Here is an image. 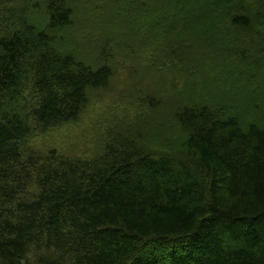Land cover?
I'll list each match as a JSON object with an SVG mask.
<instances>
[{
  "label": "trees",
  "instance_id": "obj_1",
  "mask_svg": "<svg viewBox=\"0 0 264 264\" xmlns=\"http://www.w3.org/2000/svg\"><path fill=\"white\" fill-rule=\"evenodd\" d=\"M68 1L0 0V264H264V125L259 110L226 115L233 82L214 66L218 51L233 52L219 47L234 42L220 24L246 30L249 17L233 0H198L211 13L202 25L190 0ZM75 12L89 54L54 36L74 29ZM152 44L172 66L146 63ZM177 94L185 162L150 152L132 127L95 156L30 148L106 96L138 115Z\"/></svg>",
  "mask_w": 264,
  "mask_h": 264
},
{
  "label": "rangeland",
  "instance_id": "obj_2",
  "mask_svg": "<svg viewBox=\"0 0 264 264\" xmlns=\"http://www.w3.org/2000/svg\"><path fill=\"white\" fill-rule=\"evenodd\" d=\"M69 2L74 8H80L78 2H71V0H69L68 3ZM233 2L237 8L240 7V15L245 14L249 17L250 27L243 30L238 27H232L230 22L220 24L223 25L222 27L220 26L223 37H232L233 35L234 38L233 43H225V41H223V45H219L221 48H223V46H230L229 48L233 51L232 54L226 55L222 54L221 51H218L215 57L216 62L214 63L215 67H220L221 64L222 72L226 70L225 72H228L227 76L230 77L233 82V85H225V91L229 90L230 93V97L227 96L228 99L225 102L227 105L224 104V106H227L225 113L228 116L242 117L244 114L251 116L255 111L259 110L258 115L264 125V110L263 108L261 109V106L263 105L261 100L264 99V58H260V56L264 55V0H235ZM186 3L187 5L193 3L198 9L196 10V13L200 11L198 24L202 25L208 19V16L211 17L210 11L202 9L201 7L203 4L201 3L200 5L198 0H190ZM170 7L171 5H168L167 10H170ZM86 9H89L88 5ZM43 14L44 11L41 10V15ZM82 17V13L75 12L74 29L71 31L57 32L54 36L64 35L66 38V44L72 45L73 48H77L79 51H86L89 54L88 48L91 47V44H89L91 38H85L87 32H83L81 29L82 24L78 19ZM31 22L37 23V20H35V22L34 20H31ZM172 22L174 26V18H172L171 21H165L166 25ZM196 27L198 28V26ZM149 35L151 37L156 35L157 37L158 31L154 29L148 31V33H138L133 39L137 43L138 39ZM173 37L177 38V35H173ZM92 39L97 44L101 42L96 35L92 36ZM130 42V40H127L124 43ZM177 42L179 43V41ZM161 49L163 58L165 56L163 53L166 50L163 48ZM177 49L178 48H175L173 52H176ZM58 50L70 51L71 48L65 44H59ZM151 50L161 58L159 48H157L155 44H152ZM168 50L172 52V46H169ZM182 51L185 54V50L182 49ZM171 59L169 61H171ZM206 76L209 78L213 77L214 80L212 73ZM161 78L166 80L172 79V77L169 78L167 75H163ZM133 80L134 79L130 78L127 79L125 83L122 80H117L116 82H121L122 86L128 88ZM145 80L147 79L144 78L142 80L139 78V81L136 79L135 84H139L140 87H143V85H147L148 83V80L146 83H143ZM237 86H239V88H235ZM127 91L128 90L124 91L122 94H125ZM178 92L180 93L179 86ZM233 95H235V98H231ZM147 97L151 99L150 104L155 103L158 100L153 94H149ZM106 98V102L91 106L87 112L84 115L82 114L68 129H64V131L56 130L52 135L48 134L45 139H30L29 145L32 152L35 154H44V152L50 147H56L58 149V154L60 155L63 154L73 157L83 156L82 154L87 153L89 156H95L98 151H100L98 149L103 150L107 143L111 141V138L109 139L110 133L116 136L122 135L125 134V129H127V127H132V130L136 132L141 131L143 133L142 135L145 138L146 145L150 152H153L156 155L162 154L171 155L172 157L175 156L177 161L185 162L180 148V140L185 137L187 132L177 128L174 121V117L179 110L178 106L180 103L183 105L182 98H180L179 94L169 97L165 102L162 101L160 104L161 106L156 110L145 111V113L142 112L138 115L133 113L129 107L118 104L126 103L124 98L120 99L121 102H119L120 100H118L117 96H115L114 100L118 101H113L108 96H106ZM141 105L147 107L144 106V102L142 101ZM156 113L158 117L155 116ZM246 119L255 122L253 118L247 117Z\"/></svg>",
  "mask_w": 264,
  "mask_h": 264
}]
</instances>
